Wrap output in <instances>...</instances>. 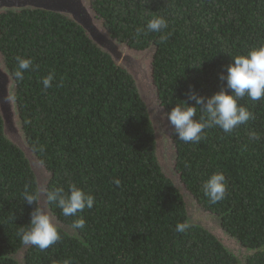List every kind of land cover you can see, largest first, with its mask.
Returning a JSON list of instances; mask_svg holds the SVG:
<instances>
[{
  "label": "trees",
  "instance_id": "16d2710c",
  "mask_svg": "<svg viewBox=\"0 0 264 264\" xmlns=\"http://www.w3.org/2000/svg\"><path fill=\"white\" fill-rule=\"evenodd\" d=\"M107 31L128 47L157 46L152 66L159 100L169 113L190 105V90L210 97L226 86L232 57L264 45V0H91ZM153 16H163V33L146 32ZM145 29L137 35L139 29ZM162 34L167 39L160 40ZM0 52L16 82V99L26 140L52 173L47 189L75 184L95 197L94 206L65 217L61 239L46 250L29 245L25 264H264V100L247 95L239 103L255 119L231 133L204 130L198 143H185L174 130L176 172L181 183L223 227L253 253L241 260L199 224L184 233L186 200L157 155V138L147 104L133 76L68 16L43 10L0 13ZM17 57L32 67L18 81ZM54 73L52 86L42 80ZM230 91V90H229ZM197 107L196 119L204 113ZM255 131L256 139H250ZM223 172L227 194L216 204L204 195V181ZM119 179L120 185L114 181ZM39 189L24 151L4 132L0 114V264H20L36 204L25 188ZM40 203V202H39ZM83 217V229L72 227Z\"/></svg>",
  "mask_w": 264,
  "mask_h": 264
},
{
  "label": "clouds",
  "instance_id": "9594fccd",
  "mask_svg": "<svg viewBox=\"0 0 264 264\" xmlns=\"http://www.w3.org/2000/svg\"><path fill=\"white\" fill-rule=\"evenodd\" d=\"M168 27L163 16H153L146 24V32L163 33ZM145 32L139 29L137 35ZM167 34H162L160 40H166ZM232 62L227 66L226 73H221V81H226V86L220 91L205 97L197 91L190 90L189 98L195 103L190 105L176 104L167 115V121L174 129L179 140L185 143H198L204 138V130L219 127L224 133H231L240 125L255 119V114L239 101L246 95L252 101L264 100V45L250 49L246 54L232 57ZM32 67L30 58L17 57V66L14 71L18 81L24 79V73ZM54 73L43 78L45 89L52 86ZM230 90V91H229ZM10 99L9 97L5 98ZM204 115L196 119L197 107ZM257 133L253 131L250 139H256ZM119 186L121 181L115 179ZM227 180L223 172L210 175L203 183L202 190L209 203L216 204L223 200L227 194ZM46 201L58 207L65 217H75L86 208L94 206L95 197L75 184L65 190L63 186H57L45 191ZM41 191H30L25 188L22 198L27 204H36L31 212L28 228L22 230L19 235L25 245H32L40 250H46L61 239V232L52 216L41 207ZM85 219L79 217L74 220L72 227L83 229ZM192 225L188 222L177 223L175 231L186 232ZM64 264H71L65 260Z\"/></svg>",
  "mask_w": 264,
  "mask_h": 264
},
{
  "label": "water",
  "instance_id": "95a60500",
  "mask_svg": "<svg viewBox=\"0 0 264 264\" xmlns=\"http://www.w3.org/2000/svg\"><path fill=\"white\" fill-rule=\"evenodd\" d=\"M21 9H43L68 16L83 26L95 44L108 52L120 66L128 70L136 82L141 97L147 104L156 131L157 155L162 169L167 175L175 179L177 187L186 200L188 223L199 224L208 229L227 247L224 238L233 235L223 227L222 217L202 208L195 197L187 190L185 184L181 183L176 172L177 152L172 138L174 129L167 121L168 112L159 100L152 75L157 46L153 45L145 50H136L120 42L107 31L103 21L93 9L91 0H0V13L6 10L18 11ZM15 94V79L0 52V114L4 121L5 135L18 145L29 159L41 191L39 201L41 207L52 216L58 227L71 233L73 229L61 223L52 214L50 205L46 201L44 193L52 173L39 160L26 140ZM6 97L10 99L6 100ZM204 215L208 217L209 222L203 220ZM28 247L29 245H24L15 255L20 264H25L24 257Z\"/></svg>",
  "mask_w": 264,
  "mask_h": 264
},
{
  "label": "rangeland",
  "instance_id": "374dc122",
  "mask_svg": "<svg viewBox=\"0 0 264 264\" xmlns=\"http://www.w3.org/2000/svg\"><path fill=\"white\" fill-rule=\"evenodd\" d=\"M207 218L208 217L204 215L203 220L208 221ZM71 231H73V230H71ZM224 240H225V244L227 245V247L230 250H232L233 253H235L242 261L245 260V258L248 255L253 253L252 249L244 247L236 237L228 236V237H225Z\"/></svg>",
  "mask_w": 264,
  "mask_h": 264
}]
</instances>
